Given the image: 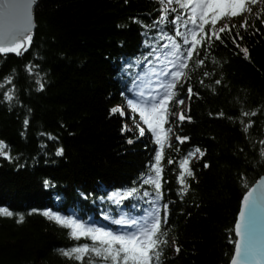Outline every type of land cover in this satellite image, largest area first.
I'll return each mask as SVG.
<instances>
[{
  "label": "trees",
  "instance_id": "1",
  "mask_svg": "<svg viewBox=\"0 0 264 264\" xmlns=\"http://www.w3.org/2000/svg\"><path fill=\"white\" fill-rule=\"evenodd\" d=\"M246 6L250 12L221 20L230 30L218 29L220 39L197 45L188 78L175 89L156 200L142 174H149L160 146L110 109L134 97L147 65L170 44L153 40L160 28L181 44L174 33L185 29L155 23L164 7L158 0L37 1L27 50L0 54V141L11 157L0 156V207L14 213L0 216V264H88L90 257L76 261L60 250L91 241L70 238L44 211L116 231L127 225L114 220H140L155 209L167 214L161 264H229L241 199L264 173V0L258 6L246 0ZM215 26L206 25L205 34ZM148 44L161 55L149 56ZM197 59L204 63L197 67ZM245 111L255 115L244 117ZM125 125L129 130L122 131ZM177 136L188 139L181 143ZM196 148L204 155L190 160L193 177L181 192L179 162ZM133 188V196L116 203Z\"/></svg>",
  "mask_w": 264,
  "mask_h": 264
},
{
  "label": "snow or ice",
  "instance_id": "2",
  "mask_svg": "<svg viewBox=\"0 0 264 264\" xmlns=\"http://www.w3.org/2000/svg\"><path fill=\"white\" fill-rule=\"evenodd\" d=\"M158 2L162 5L167 4L168 7L160 9V15L155 23L183 27L184 32L176 30L174 35L183 37L182 44L188 45V47L182 48V44L177 42L173 36H169L165 28L161 27L153 40L168 39L170 44L162 45L165 48L163 55L174 57L175 62L169 60L159 70L163 80L159 82L155 95L149 94L145 97L140 93L134 94V99H127L129 109L139 114L143 125L147 126V131L155 136V143L160 145V150L155 153V163L149 166V174H142L145 176L143 183L154 186L156 200L160 198L161 184L159 178L162 172L160 161L163 159V148L165 142L168 141V134L171 132V129H166L164 125L167 123V116L170 114V104L176 96L175 89L182 79L188 78V72L185 70L188 68V61L194 55H198L197 45L205 42V39L210 41L213 36L220 39V35L216 31H212L211 36H207L205 26L211 24L214 27L218 21L224 18L231 19L242 15L246 11L250 12V9L246 6V0H158ZM255 2L256 0H252V3ZM32 3H34V0H28L29 12ZM169 13H175V15L170 19ZM247 26L246 17L240 27L246 28ZM231 27L235 28L236 25L233 24ZM31 28L32 22L29 14L14 30L6 29L2 38H0V54L16 53L21 55L23 51H26L25 45L30 44L32 39ZM226 30H230L228 24L220 28L219 32ZM189 37H191L190 40ZM233 42L235 43V40ZM148 47L152 48L149 56H152L153 52H156L157 56L161 55L151 44H148ZM242 51L247 55L246 48ZM145 62H149L147 58H145ZM203 63L202 59L195 61L197 67ZM169 65H172L171 69H169ZM32 70V67L28 68L29 72ZM204 75L207 76L209 73L205 72ZM6 82L10 83L11 77H7ZM216 83L219 84L220 81L217 80ZM43 87V83H40V89H43ZM188 91L191 96V87ZM6 98L11 100L12 96L6 94ZM178 102L183 103L182 100ZM115 113L125 114L122 106H115L110 109V114ZM241 115L244 117L254 116L255 112L245 111ZM179 118L183 120L185 117L181 114ZM25 123L27 124V120ZM250 126L251 121L244 125V131L247 132ZM135 127L139 130L141 136L146 134L145 127H142L139 123L135 124ZM125 130H129L127 125L122 128V131ZM176 139L183 143L188 138L177 136ZM128 142L132 143L133 141L129 140ZM261 143L264 144V141H261ZM5 149L6 146L0 141V156L11 159ZM62 153L63 149L57 150V155H62ZM197 154L203 156L204 152L196 148L188 152L179 162L181 172L178 179L182 185L181 192L188 190L186 177H193V171L189 167V163ZM261 155L264 156V149H262ZM168 162L173 163L172 160ZM204 166L208 167L207 164ZM45 185L48 186L49 182L45 181ZM253 191L249 190L243 197L239 217L235 224V233L239 239L234 241V255L230 264H264V236L259 233L257 227L261 203L264 202V188L256 197L253 196ZM136 192V188L131 189L126 193V196L116 199V203L119 204L121 199L131 197ZM144 195L147 196L148 192L145 191ZM164 208L167 209V205H164ZM42 215L60 226L68 228L70 238L79 241L84 237L91 241V244L85 242L67 250H60L62 255L76 261H83L88 256L90 257L88 264H161V256L169 243L164 238L167 236V232L164 230V225L167 224V214L165 213L161 217L159 209H155L147 218L141 220L134 218L114 220L113 222L117 225H127L122 233L119 230L113 231L94 226V224L90 225L87 221L82 222L71 216L65 217L51 210L44 211ZM0 216L12 217L14 213L7 208L0 207ZM23 220V215H19L17 223H22ZM172 243L175 244V241H172ZM175 250L178 252L179 248L176 247Z\"/></svg>",
  "mask_w": 264,
  "mask_h": 264
},
{
  "label": "rangeland",
  "instance_id": "3",
  "mask_svg": "<svg viewBox=\"0 0 264 264\" xmlns=\"http://www.w3.org/2000/svg\"><path fill=\"white\" fill-rule=\"evenodd\" d=\"M261 1L262 0H256L255 5H261ZM164 7H168L167 4H164ZM248 7V6H247ZM222 21H218L215 28L213 29V31H217L218 29H220L222 27ZM165 52V51H164ZM163 52V53H164ZM169 60H172L173 62H175V58L171 57V56H165L162 55L161 57H157V59L154 61V63L152 65H147V67L145 68V75L143 77H141L136 85H135V92L136 94H140L142 93L145 97H147L149 94H153L155 95L156 90L158 88V84L159 82H161L163 80V77L160 76L159 74V70L161 68H163L165 66V63ZM172 65H169V69H171ZM176 91V90H175ZM129 99H134L133 98H129ZM118 106H122L124 112H125V116L128 119V125L129 128L134 130L136 132L137 135L141 136L139 133V130L135 127V124L139 123L142 127H145L146 129V134L150 135V138L155 142V136L151 133L147 131V126L143 125V122L140 120L139 114L136 112H132L128 105H127V99L119 104ZM187 106V102L186 100H183V103H180V110H185ZM168 119L169 117L167 116V123H165L164 127L166 129H171V132L168 134V141L165 142V144H168V142L170 141L171 137H172V125L168 126ZM156 146H160L157 145L155 143ZM199 154L196 155V157ZM194 157V158H196ZM122 219V218H120ZM142 219V217L140 218V220ZM105 228V227H104ZM121 233L123 232V229L119 228L118 229Z\"/></svg>",
  "mask_w": 264,
  "mask_h": 264
},
{
  "label": "water",
  "instance_id": "4",
  "mask_svg": "<svg viewBox=\"0 0 264 264\" xmlns=\"http://www.w3.org/2000/svg\"><path fill=\"white\" fill-rule=\"evenodd\" d=\"M37 1L38 0H34V3H32L31 9L29 12L28 0H0V38H2L3 32L6 29L14 30L15 27L18 24L22 23L25 17L28 16L29 14L31 17V22H32V28H31V35H32L34 27H35L33 10H34V6L36 5ZM28 45L29 44L25 45V47L27 48ZM262 188H264V173L246 191L243 197L247 194L249 190H254L253 196L256 197L260 194ZM243 197L241 199L240 208L237 214L236 221L239 217V212L242 206ZM257 227H258L259 233L262 236H264V202L261 203V208H260V212L258 215ZM234 232H235V225H234ZM235 236H236V233H235ZM236 239H239V237L236 236ZM233 255H234V252H233Z\"/></svg>",
  "mask_w": 264,
  "mask_h": 264
}]
</instances>
